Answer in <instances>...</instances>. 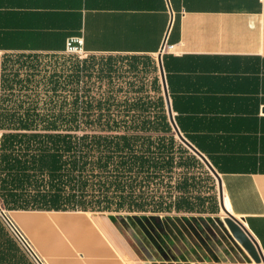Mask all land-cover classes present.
<instances>
[{
  "label": "crops",
  "instance_id": "0c3cea01",
  "mask_svg": "<svg viewBox=\"0 0 264 264\" xmlns=\"http://www.w3.org/2000/svg\"><path fill=\"white\" fill-rule=\"evenodd\" d=\"M72 37L87 54L160 56L178 130L264 259V0H0V95L5 54L64 51ZM10 213L43 264H141L102 217Z\"/></svg>",
  "mask_w": 264,
  "mask_h": 264
},
{
  "label": "trees",
  "instance_id": "16d2710c",
  "mask_svg": "<svg viewBox=\"0 0 264 264\" xmlns=\"http://www.w3.org/2000/svg\"><path fill=\"white\" fill-rule=\"evenodd\" d=\"M63 52L17 54L25 63L12 71L5 64L10 56L2 57V209L188 212L187 199L175 195L187 181L176 182L175 170L202 163L177 139L163 98L153 115L140 90L132 102L95 99L79 88L78 70L51 63ZM40 59L48 60L45 69H38ZM0 264H33L1 222Z\"/></svg>",
  "mask_w": 264,
  "mask_h": 264
},
{
  "label": "rangeland",
  "instance_id": "374dc122",
  "mask_svg": "<svg viewBox=\"0 0 264 264\" xmlns=\"http://www.w3.org/2000/svg\"><path fill=\"white\" fill-rule=\"evenodd\" d=\"M5 55L10 56L5 58L8 71L25 63V60L17 58V54ZM38 63L41 70L49 64L43 59ZM51 63L57 68L78 70L79 88L89 90L95 99L113 97L117 102H132L139 98L136 91L140 90V101L151 103L152 115L158 97L164 100L157 57L77 55L64 51ZM206 172L211 180L207 179ZM182 178L187 184L175 195L182 193L187 199L188 212H113L90 213V216L102 217L129 256L141 264H255L224 224L226 214L220 206L217 181L206 166L203 163L202 166L187 164L177 168L175 181ZM225 199L223 191V203ZM4 213L18 229L12 220L14 214L6 210ZM0 222L30 261L37 264L1 216Z\"/></svg>",
  "mask_w": 264,
  "mask_h": 264
},
{
  "label": "water",
  "instance_id": "95a60500",
  "mask_svg": "<svg viewBox=\"0 0 264 264\" xmlns=\"http://www.w3.org/2000/svg\"><path fill=\"white\" fill-rule=\"evenodd\" d=\"M158 66L160 69V78H161V84L163 89V96H164V103L165 108L167 112V117L169 120V123L175 132V135L177 139L190 151L192 154H194L210 171V173L215 177L217 181V187H218V193H219V199H220V206L224 213L226 214V217L223 219L224 224L228 228V231L230 232L232 238L241 246L243 251L248 255V257L255 263V264H264V259L262 257V254L258 248L257 243L255 240L251 237V235L248 233L244 225L239 221L236 217H234L224 206L223 203V189H222V183L220 176L218 173L214 170V168L211 166V164L208 162V160L204 157L202 153H200L194 146H192L180 133L178 130L174 118L172 116V111L168 99V93L166 90L164 75L162 71V66L160 62V56L158 58ZM0 216L4 219V221L7 223V225L12 229H14L12 223L10 222L9 218L4 213V210L0 206ZM22 244L27 249V251L30 253V255L33 257V259L36 261L37 264H43L39 258L36 256V254L32 251V249L22 241Z\"/></svg>",
  "mask_w": 264,
  "mask_h": 264
},
{
  "label": "built area",
  "instance_id": "2783aa9c",
  "mask_svg": "<svg viewBox=\"0 0 264 264\" xmlns=\"http://www.w3.org/2000/svg\"><path fill=\"white\" fill-rule=\"evenodd\" d=\"M64 51L67 52V53H70V54H77V55L85 54V52L82 49V39L80 37L69 38L66 41L65 50ZM13 227H14L13 232H14L15 236L20 240L21 243L23 241V242H25L28 245V243L26 242L25 238L21 235V233L17 230V228L14 225H13Z\"/></svg>",
  "mask_w": 264,
  "mask_h": 264
},
{
  "label": "bare ground",
  "instance_id": "6f19581e",
  "mask_svg": "<svg viewBox=\"0 0 264 264\" xmlns=\"http://www.w3.org/2000/svg\"><path fill=\"white\" fill-rule=\"evenodd\" d=\"M224 206H225V208L228 210V203H227V201H226V199L224 200ZM229 211V210H228ZM230 212V211H229ZM47 215V217L48 218H51V219H53V220H56V219H73V218H75V217H77V215L76 216H52L53 214H51V213H48V214H45V216ZM61 215V214H60ZM50 219V220H51Z\"/></svg>",
  "mask_w": 264,
  "mask_h": 264
}]
</instances>
